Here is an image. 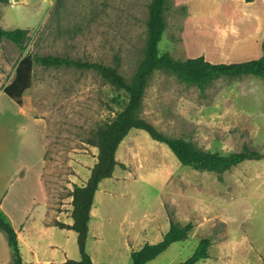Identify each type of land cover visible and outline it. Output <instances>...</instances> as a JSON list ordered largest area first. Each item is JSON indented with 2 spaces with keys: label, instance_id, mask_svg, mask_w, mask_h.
Returning <instances> with one entry per match:
<instances>
[{
  "label": "rangeland",
  "instance_id": "obj_1",
  "mask_svg": "<svg viewBox=\"0 0 264 264\" xmlns=\"http://www.w3.org/2000/svg\"><path fill=\"white\" fill-rule=\"evenodd\" d=\"M150 2H0V26L29 30L23 46L8 39L0 41V168L14 169L37 156L43 147V127L37 126L38 134L25 113L43 118L46 190L68 216L74 185L88 180L98 159V148L87 139L121 109L114 97L118 94L125 100L127 95L97 70L39 63L34 64L31 87L23 95L24 112L4 88L27 54L52 53L118 64L131 78L145 55ZM177 2L166 0L161 52L180 59L204 55L210 61H235L264 53V27L258 44L240 47L231 40L226 45L236 26H192L188 3L178 6ZM142 115L164 133L183 137L199 148L226 154L249 147L264 154V78L252 74L222 76L202 91L157 70L147 88ZM27 128L36 134L29 137ZM25 137L30 141L28 148L22 144ZM117 158L126 167L117 166L116 182V177L105 179V184L112 185L101 190L95 201L97 214L111 216L109 226L105 224L98 241L92 225L88 238V250L101 262L133 264L123 226L134 222L154 228L162 221L165 227L160 231L166 232L174 220L193 223L189 237L172 243L148 264L184 261L205 236L212 240L210 256L195 264H264V157L246 159L222 174L198 170L182 164L168 145L147 131L134 128L121 143ZM164 232L149 240L161 241ZM73 246L80 259L75 238Z\"/></svg>",
  "mask_w": 264,
  "mask_h": 264
},
{
  "label": "trees",
  "instance_id": "obj_2",
  "mask_svg": "<svg viewBox=\"0 0 264 264\" xmlns=\"http://www.w3.org/2000/svg\"><path fill=\"white\" fill-rule=\"evenodd\" d=\"M10 0H0L8 3ZM166 0H151L147 19V41L145 55L131 78H127L119 65H110L100 61L73 58L61 54L30 55L20 59L12 81L5 86L4 93L23 105L24 92L31 87L35 63L43 66H76L81 69H94L101 73L106 81L118 90H123L127 98L122 100L116 95L115 101L122 104L120 110L109 121L100 125L87 139L88 143L99 150L98 159L91 169L85 184H75L72 190L73 224L56 221L61 228L74 229L78 233L80 259L68 258L60 264H96L87 250L90 231L91 210L101 181L112 177L118 165L126 167L117 158L118 149L123 140L134 128L143 129L155 140L165 143L174 152L179 161L198 170L215 171L222 174L246 159H260L264 154L257 149L245 147L241 151L220 153L199 148L183 137L171 136L160 130L154 123L143 117V102L150 80L155 71L163 70L174 74L183 82L192 84L204 91L214 80L222 76L240 77L255 75L264 78V55L245 61H210L204 55L187 59L175 58L168 52H161L159 43L166 30ZM29 37L27 28L6 29L0 26V41L8 39L23 46ZM123 101V102H122ZM193 223L181 224L172 220L168 232L157 243H146L132 252L133 264H146L165 251L172 243L185 240L193 229ZM0 228L8 235L13 258L6 264H38L25 262L18 239V232L8 221L0 206ZM212 244L210 236L202 237L194 253L186 260L176 264H195L210 256ZM56 264V263H49ZM99 264H111L103 262Z\"/></svg>",
  "mask_w": 264,
  "mask_h": 264
},
{
  "label": "crops",
  "instance_id": "obj_3",
  "mask_svg": "<svg viewBox=\"0 0 264 264\" xmlns=\"http://www.w3.org/2000/svg\"><path fill=\"white\" fill-rule=\"evenodd\" d=\"M186 2L188 3L186 6L189 9V13H192L194 19L192 26H218L217 28L221 26H236V32L231 34L226 45L230 44L231 40H233L234 45H239L240 47L258 44L264 27V0H178L177 4L181 6ZM197 20L199 23H197ZM263 55L264 53L257 57L235 61L250 60ZM19 106L24 112L25 108L23 105ZM25 114L31 118L32 125L38 129V134L41 130L37 126L43 127L41 131L43 147L39 149L37 156L29 163L18 165L14 169L9 167L7 169L0 168V206L8 221L18 232V239L25 262L60 264L68 258L78 259L79 251L73 246L74 238L78 243V233L74 229L61 228L56 225V221L73 224L74 220L71 215L73 205L71 204V214L69 216L66 215V211L58 207V203L51 201L44 182V158L47 151L46 124L43 118L35 117L29 113ZM25 132L29 134V137L31 134L33 136L36 134L34 130H29L28 128ZM28 142L30 143L28 137L22 140V144L25 143L27 148ZM114 175L105 179L116 177V179L114 178V182H116L118 176ZM105 179L99 185L95 201L101 190H105L112 185V183L105 184ZM95 201L91 210L90 231L93 225L95 230L94 237L96 240L99 238V241L103 237L105 224L109 226L110 221L107 218H111V216L106 217L102 213L97 214ZM54 205L56 207H53ZM163 225L162 221L154 228H149L146 223L140 226H136L134 222L126 226L122 224V233L128 254L130 255L133 251L142 248L146 243H157L149 240V238H158V236L160 238L161 232H164L160 231L165 227ZM88 252L96 264L103 263L101 262L102 260L95 257L93 252L89 250ZM43 255L45 258L42 260L41 256ZM112 255L114 256L113 250ZM12 258L13 252L8 241V235L0 228V264L10 262ZM117 264H123V262Z\"/></svg>",
  "mask_w": 264,
  "mask_h": 264
}]
</instances>
